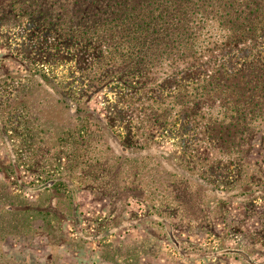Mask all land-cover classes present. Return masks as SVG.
Returning <instances> with one entry per match:
<instances>
[{
    "label": "rangeland",
    "instance_id": "1",
    "mask_svg": "<svg viewBox=\"0 0 264 264\" xmlns=\"http://www.w3.org/2000/svg\"><path fill=\"white\" fill-rule=\"evenodd\" d=\"M42 12L0 0V264H264L260 98L130 88L127 47Z\"/></svg>",
    "mask_w": 264,
    "mask_h": 264
},
{
    "label": "trees",
    "instance_id": "2",
    "mask_svg": "<svg viewBox=\"0 0 264 264\" xmlns=\"http://www.w3.org/2000/svg\"><path fill=\"white\" fill-rule=\"evenodd\" d=\"M1 1L50 16L77 9L93 21L79 35L85 46L93 39L104 49L127 47L131 62L118 79L130 88L137 76L145 84L189 79L201 89L196 100L258 97L252 103L264 114V0Z\"/></svg>",
    "mask_w": 264,
    "mask_h": 264
}]
</instances>
